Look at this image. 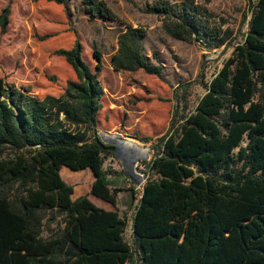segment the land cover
I'll return each instance as SVG.
<instances>
[{
  "label": "trees",
  "instance_id": "1",
  "mask_svg": "<svg viewBox=\"0 0 264 264\" xmlns=\"http://www.w3.org/2000/svg\"><path fill=\"white\" fill-rule=\"evenodd\" d=\"M249 2L243 41L207 84L201 82L205 94L181 123L174 120L178 92L187 87L173 91L169 129L155 143L152 160L142 162L156 177L149 176L141 192L129 248L88 250L80 216L83 200L71 199L59 171L61 165L89 166L97 184L113 186L103 163L114 158L115 148L98 134L102 53L93 49V72L79 42L54 52L75 75L60 96L38 98L0 79V264H87L107 252L123 255L127 264H264V0ZM85 5L91 17L116 18L103 1L86 0ZM8 12L0 16L3 30ZM145 12L162 18L173 40L197 36L211 39L218 49L232 34L209 27L211 15L191 3H153ZM145 36L140 28L121 32L111 65L117 72L142 71L165 81L162 65L150 64L143 51ZM245 138L248 143L240 148ZM16 185L13 205L7 191ZM47 214L61 221L44 237L50 228L44 223ZM125 218L114 225L119 233Z\"/></svg>",
  "mask_w": 264,
  "mask_h": 264
},
{
  "label": "rangeland",
  "instance_id": "2",
  "mask_svg": "<svg viewBox=\"0 0 264 264\" xmlns=\"http://www.w3.org/2000/svg\"><path fill=\"white\" fill-rule=\"evenodd\" d=\"M64 1V5H58L45 0H0V16L5 9L9 11L5 29L0 26V79L6 87L27 90L29 95L38 98L60 96L66 82L75 80V75L65 59L54 52L70 49L79 42L83 61L95 72L93 49H97L102 53L99 79L104 88L98 134L120 133L135 140L149 149L146 162L155 156V143L169 129L176 105L173 91L178 86L187 87L178 92L174 120L181 123L194 112L205 94L201 82L207 84L231 57L235 45L243 41L251 17L249 0H100L115 15L114 21L91 17L86 12V0ZM153 3H191L198 12L211 15L206 19L209 27L222 32L228 29L232 34L218 49L213 48L211 39L199 40L197 36L186 41L173 40L163 29V19L145 12L146 6ZM127 28L145 31L143 51L150 64L162 65L165 81L142 71L113 69L111 57L118 52V36ZM177 126L176 123L173 131ZM247 143L245 138L240 148ZM240 148L234 151L235 156ZM103 171L117 189L119 204L127 206L123 216L131 217L144 185L138 186L123 177L122 165L113 157L104 159ZM136 171L145 182L149 176L156 177L142 162ZM17 190L16 185L7 191L13 205H17ZM60 221L58 218L53 222L52 215L47 214L44 223H50V228L43 236L54 231Z\"/></svg>",
  "mask_w": 264,
  "mask_h": 264
},
{
  "label": "crops",
  "instance_id": "3",
  "mask_svg": "<svg viewBox=\"0 0 264 264\" xmlns=\"http://www.w3.org/2000/svg\"><path fill=\"white\" fill-rule=\"evenodd\" d=\"M111 131V130H109ZM60 174L65 183L71 188L73 201L83 200L80 206L83 226V243L89 251H118L123 246L132 245V219L137 204L131 211V217L123 216L128 210L126 205L119 204L117 194L112 188H104L97 184V173L92 167L71 168L60 166ZM80 183V186L76 184ZM127 213V212H126ZM126 219L123 232L114 228L117 221ZM87 264H127L121 254L107 252L87 260Z\"/></svg>",
  "mask_w": 264,
  "mask_h": 264
},
{
  "label": "water",
  "instance_id": "4",
  "mask_svg": "<svg viewBox=\"0 0 264 264\" xmlns=\"http://www.w3.org/2000/svg\"><path fill=\"white\" fill-rule=\"evenodd\" d=\"M99 137L103 144L115 148L114 159L122 165L125 176L138 186L145 185L146 182L142 180L141 175L137 174L136 168L140 162L149 159V149L145 147L147 152L141 153L124 141L113 139L104 132H101Z\"/></svg>",
  "mask_w": 264,
  "mask_h": 264
},
{
  "label": "bare ground",
  "instance_id": "5",
  "mask_svg": "<svg viewBox=\"0 0 264 264\" xmlns=\"http://www.w3.org/2000/svg\"><path fill=\"white\" fill-rule=\"evenodd\" d=\"M109 137L113 138V139H120L122 141H124L126 144L132 146L135 150L141 152V153H146L147 150L145 149L144 146L136 143L135 140L125 137L120 133H114V134H107Z\"/></svg>",
  "mask_w": 264,
  "mask_h": 264
}]
</instances>
